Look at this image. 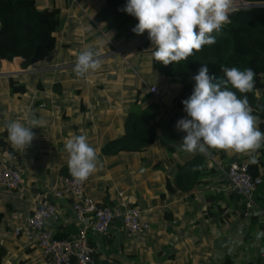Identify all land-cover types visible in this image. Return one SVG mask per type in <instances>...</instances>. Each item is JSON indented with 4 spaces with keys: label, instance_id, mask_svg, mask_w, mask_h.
Returning a JSON list of instances; mask_svg holds the SVG:
<instances>
[{
    "label": "crops",
    "instance_id": "obj_1",
    "mask_svg": "<svg viewBox=\"0 0 264 264\" xmlns=\"http://www.w3.org/2000/svg\"><path fill=\"white\" fill-rule=\"evenodd\" d=\"M36 2L39 10L59 12L54 50L31 69L22 68L18 56L0 59V137L7 134V121L26 122L33 115L45 121L31 129L36 139L25 150L9 142L11 153L0 154V166L10 162L23 179L20 190L0 186V264H53L14 231L35 207L37 194L55 205L45 229L61 239L84 229L93 264H264V173L254 192L256 206L243 217L242 201L222 170L229 157L248 162L253 154L182 150L186 133L176 123L190 117L175 106L179 85L151 68L150 56L138 49L143 38L132 31L131 16L111 27L105 0ZM85 47L100 56L102 67L78 78L73 67ZM20 85L23 91L10 89ZM150 86L157 94L149 93ZM129 112L156 121L154 139L144 150L110 153L107 143L131 129L125 127ZM72 135L87 136L98 155L96 171L85 180V195L114 205L121 192L147 229L126 235L115 219L104 237L93 231L90 216L81 223L74 220L68 195L52 199L58 175H71L65 143Z\"/></svg>",
    "mask_w": 264,
    "mask_h": 264
},
{
    "label": "clouds",
    "instance_id": "obj_2",
    "mask_svg": "<svg viewBox=\"0 0 264 264\" xmlns=\"http://www.w3.org/2000/svg\"><path fill=\"white\" fill-rule=\"evenodd\" d=\"M233 0H127L122 9L134 16L136 34L146 30L155 50L153 58L164 64L187 60L205 45L215 43L213 33H219L229 23ZM102 67L100 56L85 47L76 56L73 71L78 78ZM226 79L213 83L206 65L192 77L195 82L191 95L182 101L188 118H181L176 128L186 135L182 150L191 154L211 155L210 149L253 154L264 146V132L258 127L247 96H238L229 85L244 94L254 89L255 73L251 68L222 67ZM45 121L35 118L26 122L7 121L4 125L10 143L17 149L29 147ZM69 154L68 170L73 178L85 181L99 163L96 149L85 135H72L66 140ZM255 163V156H252Z\"/></svg>",
    "mask_w": 264,
    "mask_h": 264
},
{
    "label": "trees",
    "instance_id": "obj_3",
    "mask_svg": "<svg viewBox=\"0 0 264 264\" xmlns=\"http://www.w3.org/2000/svg\"><path fill=\"white\" fill-rule=\"evenodd\" d=\"M243 1L264 5V0ZM126 3L127 0H105L110 20L108 21L106 16H97L96 19L108 21V24L114 27L122 17L131 16L136 26L138 20L122 10ZM229 21L219 33H213L214 44L205 45L202 51L195 52L187 60H181L179 63L164 65L156 61L152 56L156 46L152 45L150 39L137 46L144 55L150 56L151 68L155 72H159L167 81L179 85L175 106L180 108H184L182 101L191 95L195 86L192 77L198 73L202 65L207 66L208 74L213 77V83L226 79L221 71L222 67H236L240 70L251 68L255 73L254 89L241 94L229 85V90L236 92L238 96H247L253 115L259 118V130L264 132V8L232 10ZM60 25L59 12L39 10L36 0H0V59L11 60L18 56L21 58L22 68L31 69L38 66L45 62L54 50L57 41L55 32ZM138 35L143 39L148 38L147 30ZM12 84L9 80V85ZM17 87L20 88L10 87V89L23 91L21 85ZM128 126L131 129L124 136L107 143L112 148L109 150L110 153L144 150L153 141L157 129L155 120L139 113L129 112L125 119V127L129 128ZM136 126L140 128L132 130ZM4 137H8L6 132L0 137V154L4 150L11 153L10 141ZM253 156L256 162L252 163L251 160L247 162L248 171L253 176H262L264 146L253 153ZM231 158L229 157L227 162ZM63 175L72 177V175Z\"/></svg>",
    "mask_w": 264,
    "mask_h": 264
},
{
    "label": "built area",
    "instance_id": "obj_4",
    "mask_svg": "<svg viewBox=\"0 0 264 264\" xmlns=\"http://www.w3.org/2000/svg\"><path fill=\"white\" fill-rule=\"evenodd\" d=\"M240 1L243 9L250 4ZM150 94H157V89L150 86ZM231 192L242 201V216L247 217L255 208L254 192L260 185V175H251L248 171L247 162L230 160L223 168ZM23 179L20 173L10 162H1L0 186L6 190H20ZM85 181L81 182L73 177L58 175L56 183L51 189L52 199L68 195L71 198V213L74 220L81 223L88 215L91 217V225L94 232L106 237L108 227L115 219L120 221L121 228L126 235H133L148 228L147 223L139 218V212L126 204L122 199L121 192L116 194L114 205H99L93 199L85 195ZM36 205L27 215L21 227L14 229L15 233L21 232L27 243L36 246L41 255L48 258L53 264H93L92 249L89 246L84 229L78 230L71 238L58 239L45 229V224L55 214V205L45 194L36 195Z\"/></svg>",
    "mask_w": 264,
    "mask_h": 264
},
{
    "label": "bare ground",
    "instance_id": "obj_5",
    "mask_svg": "<svg viewBox=\"0 0 264 264\" xmlns=\"http://www.w3.org/2000/svg\"><path fill=\"white\" fill-rule=\"evenodd\" d=\"M243 6L244 4L242 2L233 0L232 9L243 7Z\"/></svg>",
    "mask_w": 264,
    "mask_h": 264
},
{
    "label": "water",
    "instance_id": "obj_6",
    "mask_svg": "<svg viewBox=\"0 0 264 264\" xmlns=\"http://www.w3.org/2000/svg\"><path fill=\"white\" fill-rule=\"evenodd\" d=\"M250 7H262V8H264V5H261V4H257V5L256 4H250L248 7H245L243 9L250 8ZM147 40H149V38L143 39V42H145Z\"/></svg>",
    "mask_w": 264,
    "mask_h": 264
},
{
    "label": "rangeland",
    "instance_id": "obj_7",
    "mask_svg": "<svg viewBox=\"0 0 264 264\" xmlns=\"http://www.w3.org/2000/svg\"><path fill=\"white\" fill-rule=\"evenodd\" d=\"M232 10H234V9H232Z\"/></svg>",
    "mask_w": 264,
    "mask_h": 264
}]
</instances>
